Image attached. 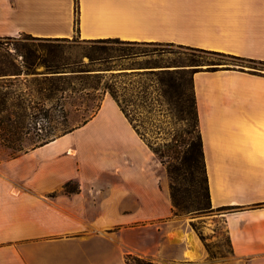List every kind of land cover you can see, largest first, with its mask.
Listing matches in <instances>:
<instances>
[{
	"label": "crops",
	"instance_id": "1",
	"mask_svg": "<svg viewBox=\"0 0 264 264\" xmlns=\"http://www.w3.org/2000/svg\"><path fill=\"white\" fill-rule=\"evenodd\" d=\"M20 35L175 45L264 63V0H0V39ZM191 79L210 204L232 210L222 216L226 259L212 262L174 219L164 168L103 95L85 124L0 159V264H126L127 256L264 264V207L250 208L264 203V72Z\"/></svg>",
	"mask_w": 264,
	"mask_h": 264
},
{
	"label": "rangeland",
	"instance_id": "2",
	"mask_svg": "<svg viewBox=\"0 0 264 264\" xmlns=\"http://www.w3.org/2000/svg\"><path fill=\"white\" fill-rule=\"evenodd\" d=\"M146 63L178 73L174 78L184 92L182 105L191 103V77L195 72H264V63L199 53L175 45L132 48L115 42L81 43L76 37L42 41L28 35L0 39V159L19 155L80 127L95 111L102 96L112 93L146 145L154 149L176 141L186 148L197 135L187 110L180 112L174 100L168 102L155 79L125 74ZM61 90H66L67 96L71 91H84L62 100ZM145 92L149 95L145 96ZM168 155L173 157L172 151ZM168 182L170 187L169 178ZM177 188L180 199L185 187L177 185ZM262 207L264 203L250 208ZM230 211L211 207L208 213L173 216L196 233L212 262H222L230 255L222 216Z\"/></svg>",
	"mask_w": 264,
	"mask_h": 264
},
{
	"label": "trees",
	"instance_id": "3",
	"mask_svg": "<svg viewBox=\"0 0 264 264\" xmlns=\"http://www.w3.org/2000/svg\"><path fill=\"white\" fill-rule=\"evenodd\" d=\"M75 12L77 14V3H75ZM78 20L77 18L74 21L75 28H77ZM57 40H65V39H57ZM103 42H115L127 47H135L140 45H157V44H148V43H135V42H122L119 40H100L89 43H103ZM196 52L203 53L206 51L192 49ZM213 53V52H206ZM140 55H144L143 52ZM138 55H135V57ZM139 68L131 71L130 73H125L128 76L136 77V78H146V79H155L158 85L161 87V93L163 97L168 98V102L174 100L175 106L179 107V111L182 112L184 109L187 110V115L194 120L195 127L197 129V116H196V107H195V97L194 92L191 97V103L189 105H182L180 102L184 96V92L181 89V84L179 81L174 78L176 71H168L164 69H159L157 64L146 63L143 66L139 65ZM152 81V80H151ZM84 91V90H83ZM83 91L75 92L71 91L69 96H67L66 90L60 91V98L62 100H67L75 95H82ZM149 94L145 92V96ZM112 99L117 103L121 112L128 119V114L123 109L121 103L115 94L110 95ZM100 104V103H99ZM99 105L96 107L95 111L91 116L97 111ZM89 117V119L91 118ZM88 120V119H87ZM83 122L85 124L87 122ZM134 128V127H133ZM72 130L66 131L69 133ZM136 131V130H135ZM66 133H63L66 134ZM136 133L143 140V135L136 131ZM51 140H46L42 144H46ZM144 141V140H143ZM41 144V145H42ZM150 151L156 156L162 166L165 167L168 178L170 179V187L169 194L172 205V214L180 215L183 213H208L211 211V204L209 198V190H208V180L206 175V170L204 166V157H203V149L202 142L200 138V134L197 130V135L194 140H191L189 144L184 148L178 142L172 141L170 143L164 144L162 147L152 148L150 145H147ZM169 151H172L173 157L168 155ZM17 155L11 156L16 157ZM177 185H183L185 187L184 194L179 199L178 197V188ZM200 239L203 241V237L200 235ZM229 242V241H228ZM230 245V242H229ZM231 246H230V254ZM126 264H154L150 260L138 258L134 256L126 257Z\"/></svg>",
	"mask_w": 264,
	"mask_h": 264
}]
</instances>
